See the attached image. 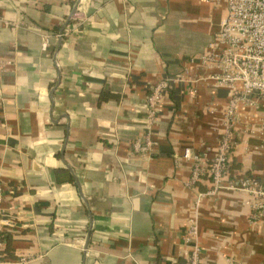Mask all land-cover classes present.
Segmentation results:
<instances>
[{"label": "crops", "instance_id": "obj_1", "mask_svg": "<svg viewBox=\"0 0 264 264\" xmlns=\"http://www.w3.org/2000/svg\"><path fill=\"white\" fill-rule=\"evenodd\" d=\"M0 12L18 25L0 29V59L13 62L0 75V182L5 207L22 218L8 239L13 259L188 264L185 238L196 223L201 264H264V220L251 223L250 196L228 189L246 177L264 184V137L238 130L229 183L215 196L199 198L209 187L189 186L192 163L181 158L187 147L215 157L230 92L203 85L194 97L178 84L153 129L155 153L131 150L146 133L151 87L206 49L224 7L0 0Z\"/></svg>", "mask_w": 264, "mask_h": 264}, {"label": "built area", "instance_id": "obj_2", "mask_svg": "<svg viewBox=\"0 0 264 264\" xmlns=\"http://www.w3.org/2000/svg\"><path fill=\"white\" fill-rule=\"evenodd\" d=\"M200 4L224 7L226 15L206 49L186 61L181 73L161 78L155 83L146 98L144 126L146 133L138 137L131 146L138 156L153 155L157 148L153 129L161 120L163 100L178 84H185L186 92L196 96L200 86L230 92L228 104L223 108L224 134L220 139L216 155L210 159L206 154L185 148L182 159L192 163L189 186L207 183L209 190L200 194V199L217 195L229 183L236 148L239 143L238 130L246 127L252 138L264 137V117L256 120V112L264 110V0H198ZM17 29L0 12V29ZM50 45L46 36L43 50ZM13 65L12 60L0 59V75L6 74ZM210 113H216L210 109ZM258 148H255L257 150ZM179 159V158H176ZM9 188L0 182V264H28L39 257L19 255L13 259L8 255L7 243L20 229L22 218L17 207H5ZM231 191L247 194L251 198V223L264 220V184L254 177H246L238 184L231 183ZM196 223L191 225L186 242L192 247L188 264H201L202 248L197 242ZM231 264V262H230Z\"/></svg>", "mask_w": 264, "mask_h": 264}, {"label": "trees", "instance_id": "obj_3", "mask_svg": "<svg viewBox=\"0 0 264 264\" xmlns=\"http://www.w3.org/2000/svg\"><path fill=\"white\" fill-rule=\"evenodd\" d=\"M69 1H70V3H73L74 0H69ZM149 93H150V92H149ZM148 95H149V94H148ZM104 97H105V96H104ZM105 98H106V97H105ZM232 167H233V166H232ZM198 184H200V183H198ZM198 184H197V185H198ZM7 246H8V247H7V248H8V249H7V251H8V255L12 257V254H14V253H13V251H12L13 249H12V247H11V243H10V241H8Z\"/></svg>", "mask_w": 264, "mask_h": 264}, {"label": "water", "instance_id": "obj_4", "mask_svg": "<svg viewBox=\"0 0 264 264\" xmlns=\"http://www.w3.org/2000/svg\"><path fill=\"white\" fill-rule=\"evenodd\" d=\"M88 247H89V238H88V240H87V243H86V246H85V250H87Z\"/></svg>", "mask_w": 264, "mask_h": 264}]
</instances>
